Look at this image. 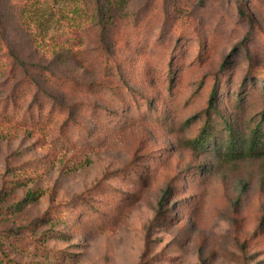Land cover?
Segmentation results:
<instances>
[{
  "label": "rangeland",
  "instance_id": "374dc122",
  "mask_svg": "<svg viewBox=\"0 0 264 264\" xmlns=\"http://www.w3.org/2000/svg\"><path fill=\"white\" fill-rule=\"evenodd\" d=\"M263 110L264 0H0V264H264Z\"/></svg>",
  "mask_w": 264,
  "mask_h": 264
},
{
  "label": "trees",
  "instance_id": "16d2710c",
  "mask_svg": "<svg viewBox=\"0 0 264 264\" xmlns=\"http://www.w3.org/2000/svg\"><path fill=\"white\" fill-rule=\"evenodd\" d=\"M81 15L80 12H76L72 17H77ZM73 19V18H72ZM57 31H62V27L58 28ZM217 90L213 91L209 109L215 107V99L217 98ZM262 119L256 124L254 128L251 129L249 135L242 138L237 134V132L230 128L229 135L225 139L226 142H220V146L216 148V153L220 156L225 157L226 160H237L242 158H254L264 156V128H262V120H264V110L262 112ZM212 129L210 126H205L198 136L194 138L191 142L193 147L204 148L207 144L215 145L216 140L212 139ZM222 149V150H220ZM41 195L38 191L29 192L28 196L25 198L24 202H29L31 200L37 199Z\"/></svg>",
  "mask_w": 264,
  "mask_h": 264
}]
</instances>
